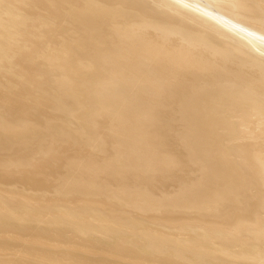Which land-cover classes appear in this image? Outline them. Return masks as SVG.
Masks as SVG:
<instances>
[{
  "label": "bare ground",
  "instance_id": "obj_1",
  "mask_svg": "<svg viewBox=\"0 0 264 264\" xmlns=\"http://www.w3.org/2000/svg\"><path fill=\"white\" fill-rule=\"evenodd\" d=\"M0 256L264 264V0H0Z\"/></svg>",
  "mask_w": 264,
  "mask_h": 264
},
{
  "label": "water",
  "instance_id": "obj_2",
  "mask_svg": "<svg viewBox=\"0 0 264 264\" xmlns=\"http://www.w3.org/2000/svg\"><path fill=\"white\" fill-rule=\"evenodd\" d=\"M45 258L48 259V258H50V256H48V257H45V256H44L42 259H45Z\"/></svg>",
  "mask_w": 264,
  "mask_h": 264
},
{
  "label": "rangeland",
  "instance_id": "obj_3",
  "mask_svg": "<svg viewBox=\"0 0 264 264\" xmlns=\"http://www.w3.org/2000/svg\"><path fill=\"white\" fill-rule=\"evenodd\" d=\"M5 186H6V183H5ZM7 249V248H6ZM0 258H1V256H0ZM1 259H3V256H2V258Z\"/></svg>",
  "mask_w": 264,
  "mask_h": 264
}]
</instances>
